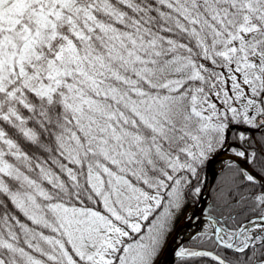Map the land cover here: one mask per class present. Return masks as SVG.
<instances>
[{
  "label": "snow or ice",
  "instance_id": "obj_1",
  "mask_svg": "<svg viewBox=\"0 0 264 264\" xmlns=\"http://www.w3.org/2000/svg\"><path fill=\"white\" fill-rule=\"evenodd\" d=\"M0 264H264V0H0Z\"/></svg>",
  "mask_w": 264,
  "mask_h": 264
}]
</instances>
